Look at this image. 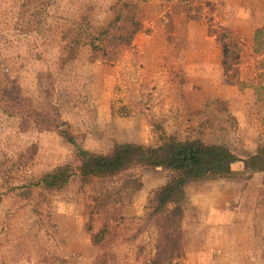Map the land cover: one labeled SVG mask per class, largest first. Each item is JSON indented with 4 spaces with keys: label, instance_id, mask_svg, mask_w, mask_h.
Instances as JSON below:
<instances>
[{
    "label": "rangeland",
    "instance_id": "374dc122",
    "mask_svg": "<svg viewBox=\"0 0 264 264\" xmlns=\"http://www.w3.org/2000/svg\"><path fill=\"white\" fill-rule=\"evenodd\" d=\"M118 1L0 0V264H149L157 254L160 223L145 214L167 170L20 194L78 163L64 132L96 152L156 145L162 133L227 145L241 160L187 185L181 253L168 264H264V172L244 162L264 149V90L253 85L264 83L254 51L264 0H146L142 29L106 60L91 41ZM219 27L240 39L243 85L226 81Z\"/></svg>",
    "mask_w": 264,
    "mask_h": 264
},
{
    "label": "trees",
    "instance_id": "16d2710c",
    "mask_svg": "<svg viewBox=\"0 0 264 264\" xmlns=\"http://www.w3.org/2000/svg\"><path fill=\"white\" fill-rule=\"evenodd\" d=\"M146 0H119L115 5V18L102 27L92 37L93 52L102 51V58L116 60L123 47L132 44L135 35L143 27L142 3ZM217 41L222 46L223 69L226 81L238 77L237 64H240L242 48L240 39L228 27L215 31ZM96 40H98L96 43ZM254 51L264 55V27H259L254 36ZM96 58V57H95ZM257 68L264 72V59L259 60ZM232 70L235 72L232 73ZM256 91L260 95L264 83L256 80ZM61 124H64L63 122ZM67 140L75 145L78 163L67 162L18 186L23 196L61 191L75 176L84 183L94 179L116 177L134 167L161 168L170 172L166 184L154 191L149 201L147 220L156 219L159 225L157 254L149 264H168L181 253V221L188 203L186 187L193 181L217 179L230 173L231 165L241 158L225 144H207L201 139H178L162 133L156 145L135 142L116 143L107 152H96L79 145L76 139L64 132ZM250 172H264V149L251 159L245 160Z\"/></svg>",
    "mask_w": 264,
    "mask_h": 264
},
{
    "label": "crops",
    "instance_id": "0c3cea01",
    "mask_svg": "<svg viewBox=\"0 0 264 264\" xmlns=\"http://www.w3.org/2000/svg\"><path fill=\"white\" fill-rule=\"evenodd\" d=\"M256 202L257 201L255 200V203ZM244 211L245 210H239L238 212H235V211L231 210V212H233V213L236 214V217H238V216H243V217H245V216H251V217H254L255 218V215L258 214V211H253V212H250L252 215H250V213L247 214V215H245V212ZM259 214H261V213L259 212ZM260 216L263 218L262 222L264 224V212ZM258 217H259V215H258Z\"/></svg>",
    "mask_w": 264,
    "mask_h": 264
}]
</instances>
